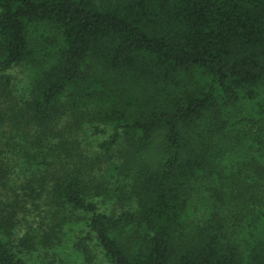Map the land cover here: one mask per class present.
<instances>
[{"label": "trees", "instance_id": "16d2710c", "mask_svg": "<svg viewBox=\"0 0 264 264\" xmlns=\"http://www.w3.org/2000/svg\"><path fill=\"white\" fill-rule=\"evenodd\" d=\"M67 240L264 264V0H0V264Z\"/></svg>", "mask_w": 264, "mask_h": 264}, {"label": "rangeland", "instance_id": "374dc122", "mask_svg": "<svg viewBox=\"0 0 264 264\" xmlns=\"http://www.w3.org/2000/svg\"><path fill=\"white\" fill-rule=\"evenodd\" d=\"M87 247L89 249L87 253H80L77 249L73 248L72 243L69 241L66 244V248L62 249L59 255L55 256L52 251H47L46 254L35 256L34 260L39 264H48V258L54 261V264H108L95 244L89 243Z\"/></svg>", "mask_w": 264, "mask_h": 264}]
</instances>
